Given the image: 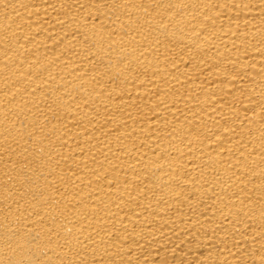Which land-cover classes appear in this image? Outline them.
Returning <instances> with one entry per match:
<instances>
[{"label":"bare ground","instance_id":"6f19581e","mask_svg":"<svg viewBox=\"0 0 264 264\" xmlns=\"http://www.w3.org/2000/svg\"><path fill=\"white\" fill-rule=\"evenodd\" d=\"M0 264H264V0H0Z\"/></svg>","mask_w":264,"mask_h":264}]
</instances>
